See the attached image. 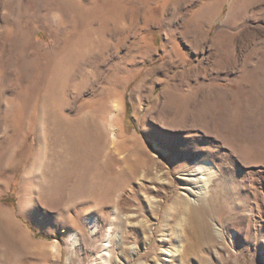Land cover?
Listing matches in <instances>:
<instances>
[{"label":"rangeland","instance_id":"1","mask_svg":"<svg viewBox=\"0 0 264 264\" xmlns=\"http://www.w3.org/2000/svg\"><path fill=\"white\" fill-rule=\"evenodd\" d=\"M120 3V26L96 38L50 98L27 61L65 49L76 29L39 25L55 0H0V215L41 250L0 243V264H264V0ZM20 102L19 120L9 112ZM73 119L99 128L112 179L136 172L106 209L82 204L72 184L61 199L47 194L59 167L53 141ZM203 159L215 174L197 171ZM210 195L224 210L201 241L183 213Z\"/></svg>","mask_w":264,"mask_h":264},{"label":"bare ground","instance_id":"2","mask_svg":"<svg viewBox=\"0 0 264 264\" xmlns=\"http://www.w3.org/2000/svg\"><path fill=\"white\" fill-rule=\"evenodd\" d=\"M55 1L56 5L58 6L56 8V14L52 15L53 17L48 19L42 18L43 20L39 22V25L45 28L47 26H53L52 29L60 28V26H67L65 29H68V26L70 25L69 27L76 29V36L72 41L67 42L66 46L64 47L65 49H58L57 51L55 50L56 52L47 56L39 55L34 59L30 57L31 59L27 61L28 67L33 65L39 66L41 74L38 80L39 83H37L43 84V87L47 92L45 93L50 98H54L57 95L60 96L61 92L60 94H57V92L62 91V89L66 87V84L70 81L73 71L72 69L80 60V55L87 49L95 46L97 37L102 38L105 36L111 23L120 26V21L123 17L120 0ZM149 13L153 14L152 11H149ZM51 21L54 22V24ZM32 23L33 22L26 23L23 28L22 26L18 27L17 34L21 36L20 38L24 37L30 29H34V25H32ZM96 23H98L97 27L95 26ZM147 24L148 23L145 22L144 27L142 28H146L148 26ZM66 31L67 30H65L64 33ZM33 67L31 69H33ZM131 78L132 77L126 78L122 86H125L131 82ZM120 95L121 92L118 91L116 96L119 98ZM16 102H18V99ZM21 102L19 106L15 108L10 107L9 112V115L12 112L11 115L14 114L19 120L20 118L24 117L25 113L28 111L27 110L25 112V108L23 105H21ZM13 104L15 105V103H12V105ZM115 107L116 110L114 109L115 112L113 114L116 113L118 118H120V121L122 114L120 98L117 101ZM86 126L87 125H84L81 119L68 120L61 125L58 136L56 135L55 141H53L56 142L54 145H57L60 149H58L59 152L56 156L59 167L52 173L50 187L47 190V194L50 197H59L65 192L66 186L72 184L74 187L73 196L76 197V195L79 194V197L82 199L80 200L82 204L94 203L98 205L99 203L101 204L100 206L102 208L106 209L111 205L116 191L121 188L123 190L129 182L134 181L129 180V178L136 174V172L133 171L136 169L131 167L127 170H122L123 173L131 171L134 172L131 174V177L122 174L125 175L124 184H122V182L119 180L112 179L111 170L105 158L107 152L105 150V143L102 133L96 126L91 127V129ZM116 127H118L121 131L120 137L122 139L120 143L125 144L127 140L122 134V129H120V122L116 125ZM19 161L20 162L17 164L18 168L23 164L21 160ZM135 165L138 170H142V168L146 169V167L149 168L148 163L141 159H137ZM206 168L212 171L213 174L217 172L215 168L212 167V164L208 159H203V164L198 166L197 171L203 172ZM213 178V175H208L205 177V186H207ZM136 179L141 181L140 177H136ZM209 197H200L197 204L188 203V206L186 205L185 212L183 213V215L187 217L186 225L188 222L191 223V225L189 224V226H186L188 234L191 236L196 235L201 241H207L212 238L208 225V217L211 216L212 213L216 215L224 210V207L221 208L222 206L217 204L218 199L216 197L218 196ZM59 198L61 199V197ZM20 214L23 216L21 212ZM12 220L13 217L10 214L8 215V218H4L0 215V243L4 244L9 249L21 247L23 250L25 249L26 252H29V254L39 255L41 250L37 244L31 243V245H28L27 247L22 244L20 237L13 228L14 223ZM131 261L133 260L131 259Z\"/></svg>","mask_w":264,"mask_h":264},{"label":"snow or ice","instance_id":"3","mask_svg":"<svg viewBox=\"0 0 264 264\" xmlns=\"http://www.w3.org/2000/svg\"><path fill=\"white\" fill-rule=\"evenodd\" d=\"M52 251H55V248H53Z\"/></svg>","mask_w":264,"mask_h":264}]
</instances>
